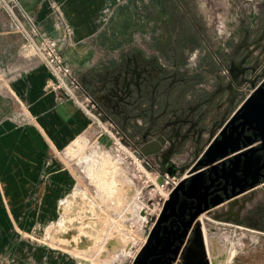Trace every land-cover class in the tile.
Listing matches in <instances>:
<instances>
[{
	"label": "crops",
	"instance_id": "obj_1",
	"mask_svg": "<svg viewBox=\"0 0 264 264\" xmlns=\"http://www.w3.org/2000/svg\"><path fill=\"white\" fill-rule=\"evenodd\" d=\"M59 1L64 11L62 18L50 1L17 2L51 37L61 36L68 42L66 31L72 28L75 46L65 48L77 50L81 58L100 29L97 15L103 0ZM224 4L225 12L218 17L216 27L207 30L205 27V34L204 25L200 33L187 8L188 28L179 33V42L174 40L170 54L156 44L155 48L143 51L125 48L129 50L127 54L139 53L154 62L172 82L173 90L168 102L163 98L153 104L145 96L143 110L137 117L138 132L131 131L134 119L129 120L124 131L135 143L144 138L149 142L164 138L161 154L168 152L176 164L189 163L196 154L202 155L242 105L243 99L236 98L230 89L235 85V82L230 84L231 74H225L224 70L241 71L257 55L264 56V0H225ZM21 39L12 29L10 18L0 9V71L27 62L20 56ZM106 54L94 53L97 65L105 63L106 69L118 65L109 62L110 54ZM67 60L70 63L69 57ZM50 78L47 66L40 65L11 80L15 93L8 90L10 99L0 98V181L4 188L0 186L13 202L22 195L43 192L39 183L48 163L45 168L50 180L47 194L54 198L60 195L58 200L66 194L72 187L73 175L66 166L58 165L56 157L50 156L72 144L91 125V118L76 103L70 99L59 101L57 94L47 88ZM240 79L238 75L237 81ZM15 97L35 116L34 123L18 125L11 120L10 116L21 109ZM145 159L153 170L163 166L159 155ZM202 218L207 217L203 214Z\"/></svg>",
	"mask_w": 264,
	"mask_h": 264
},
{
	"label": "rangeland",
	"instance_id": "obj_2",
	"mask_svg": "<svg viewBox=\"0 0 264 264\" xmlns=\"http://www.w3.org/2000/svg\"><path fill=\"white\" fill-rule=\"evenodd\" d=\"M6 1L9 3L3 4L0 9L7 15V18L11 20L12 9L24 22L25 27L29 28L27 18L24 16L25 11L17 2L18 0ZM47 1H50L51 4L55 2L62 13L64 12L59 0ZM183 1L188 2L182 4ZM224 1L103 0L97 15L100 29L92 42L94 48L91 46L85 50V55L81 58L77 56L80 54L77 50L69 51L64 48L63 52L67 58L69 57L70 63L80 79L85 75H98L106 69L103 67L105 63L97 65L94 61V53L100 55L106 52L108 55L110 54L111 61L109 62H117L118 64L122 62L124 54L129 51H125L128 46L143 51L150 49L149 47H154L156 44L161 47L162 51L166 50L170 54L174 40L179 42L181 37L179 33L188 28L189 17L196 22V27L200 33L203 31L202 25H204L203 33L205 34V27L206 30L208 27H216L218 17L224 14ZM187 8L191 14L189 17ZM16 32L22 37L21 49L27 44V41L19 31ZM72 32L74 40L73 29ZM10 68H6V71L4 69L0 71L1 99H10L8 90L13 94L15 93L9 79ZM99 112H102V115H99ZM93 113L95 122L91 127L73 140L72 144L50 156L56 157L58 165L66 166L69 169L72 167H69L71 157H75L76 160H83L85 157V160H88V157L93 154V147L96 146V143L111 141V132L116 133L117 127L121 130V124L116 122V119L112 121L117 127L111 126L108 120L111 118L105 114V111L94 109ZM92 144H94L93 147ZM49 164L46 166L48 167ZM45 168L41 172L39 186L43 192L40 194L22 195L17 202H13L0 186V264H76L78 257L86 259V264L89 262L90 264H131L133 252L118 253L113 251L118 244L112 247V250L105 246L107 255L102 256L99 252L102 242L99 240L86 244L84 241L81 244L82 242L74 243V241L69 240L74 239L76 236L74 234H78V231L75 225L66 224L65 228L58 225L57 209L60 195H56L54 198L47 194L50 180L49 176H46L47 170ZM0 184L4 188L1 181ZM152 197L156 200V211H158L165 193L157 190ZM201 220H205V218ZM218 224L224 226L219 229L220 232L228 236L229 239L235 240L236 246L240 250L232 264H264V230L237 225L234 222ZM204 225L206 226L205 222ZM64 229L67 231L66 234L63 233ZM236 229L238 232H235ZM232 255L233 250L231 248L230 257Z\"/></svg>",
	"mask_w": 264,
	"mask_h": 264
},
{
	"label": "built area",
	"instance_id": "obj_3",
	"mask_svg": "<svg viewBox=\"0 0 264 264\" xmlns=\"http://www.w3.org/2000/svg\"><path fill=\"white\" fill-rule=\"evenodd\" d=\"M7 3L0 0V7ZM53 8L62 18V11L55 2ZM10 16L12 29L19 31L27 41L20 50V56L27 62L9 71L10 81L40 65L47 66L51 74L47 88L57 94L59 101L70 99L76 103L91 118L92 125L95 122L93 111L99 108L63 52L65 47L75 45L72 28L66 31V42L64 37L46 34L26 12L24 16L29 28L12 9ZM30 50L32 52L29 53ZM224 73L228 74L229 70L225 69ZM15 99L21 109L10 116L11 120L18 125L34 123L35 116L26 104L17 97ZM108 120L113 128L117 127L112 120ZM117 128L116 133L111 132V141L98 142L95 147L92 144L93 154L88 160L85 157L83 160H76L75 157L69 160L74 181L70 190L58 200L57 222L64 228L66 224L76 226L78 234L69 239L74 243L102 242L99 251L102 256L107 255L105 246L112 250L116 244L118 246L113 251H132V263L145 244L164 201L180 179L165 174L160 183V172L151 169L145 157L136 154L134 145ZM157 190L165 193L158 211L156 200L152 197ZM63 231L67 233L65 229ZM76 264H86V259L78 257Z\"/></svg>",
	"mask_w": 264,
	"mask_h": 264
},
{
	"label": "water",
	"instance_id": "obj_4",
	"mask_svg": "<svg viewBox=\"0 0 264 264\" xmlns=\"http://www.w3.org/2000/svg\"><path fill=\"white\" fill-rule=\"evenodd\" d=\"M256 57L252 64L243 66L241 71L230 69L233 78L231 86L235 82L230 89L243 102L219 137L202 155L196 154L189 163L176 164L170 160L168 152L161 154L165 145L162 137L151 142L144 138L140 148L134 145L136 154L141 158L158 155L162 158L163 166L158 168L160 183L165 174L175 176L180 181L164 201L145 244L131 264H173L189 232L192 237L179 264H232L236 259L240 250L235 240L220 232L219 229L224 226L218 223L229 222L226 218L221 219L220 213L224 209L233 211L245 208L260 196L254 188H263L264 181L255 178L238 187L232 183L230 191L224 187L222 192L220 188L213 187L217 181L219 185L221 180L225 181L226 187L230 186V179L238 168L251 161L264 148V56L261 54ZM238 75L240 81H237ZM251 130L254 133L247 134ZM188 203L193 205L176 239V248L172 250L170 258L162 262L161 255L165 250L159 249V246L163 224L177 216V209ZM203 214L207 217L205 220L200 219ZM204 222L208 228V239L205 237ZM231 248L233 255L230 257Z\"/></svg>",
	"mask_w": 264,
	"mask_h": 264
},
{
	"label": "flooded vegetation",
	"instance_id": "obj_5",
	"mask_svg": "<svg viewBox=\"0 0 264 264\" xmlns=\"http://www.w3.org/2000/svg\"><path fill=\"white\" fill-rule=\"evenodd\" d=\"M168 80V77L161 74L154 62L146 60L142 55L135 52L126 54L122 62L111 69H105L98 75H85V77L81 78L85 89L98 108L105 111V114L111 120L116 119V122H120L121 131L128 141L131 145L136 144L139 148L142 146L141 143L144 139L139 142L136 141V143L131 142L132 140L127 132L124 131V128L128 127L130 119H134L135 122L131 123V131L132 133L138 132L137 117L139 112H142L141 109L143 110L141 105L145 96H148L153 104L157 101L160 102V99L163 98L168 102L173 90L172 82ZM251 133H254V131L247 132V134ZM255 178L264 181V148L261 152L256 153L251 161L244 163L238 168L230 179V186L226 187L224 185L225 181L221 180L219 185L218 181L215 183L213 189L220 188L222 192L225 187L226 190L230 191L232 183L238 187L250 183ZM254 189L259 191V197L257 196L256 199L241 210L234 209L229 211V209H224L220 213V218H226L229 222L264 230V187H256ZM192 205L188 203L179 207L177 216L172 217L167 223L163 224L159 246V249L165 250V253L161 255L162 262L167 261L173 254L172 250L176 248L178 243L176 239L180 229H182V224L191 211ZM191 237L192 235L189 232L173 264L181 262ZM168 249L169 251L166 252Z\"/></svg>",
	"mask_w": 264,
	"mask_h": 264
},
{
	"label": "bare ground",
	"instance_id": "obj_6",
	"mask_svg": "<svg viewBox=\"0 0 264 264\" xmlns=\"http://www.w3.org/2000/svg\"><path fill=\"white\" fill-rule=\"evenodd\" d=\"M204 232H205V237L208 239V231L205 225H204Z\"/></svg>",
	"mask_w": 264,
	"mask_h": 264
}]
</instances>
